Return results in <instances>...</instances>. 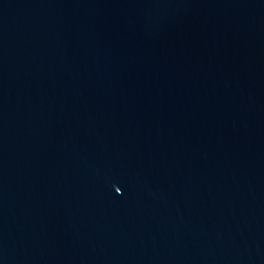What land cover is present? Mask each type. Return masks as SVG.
Returning <instances> with one entry per match:
<instances>
[{"label":"water","instance_id":"95a60500","mask_svg":"<svg viewBox=\"0 0 264 264\" xmlns=\"http://www.w3.org/2000/svg\"><path fill=\"white\" fill-rule=\"evenodd\" d=\"M0 264H264V0H0Z\"/></svg>","mask_w":264,"mask_h":264}]
</instances>
